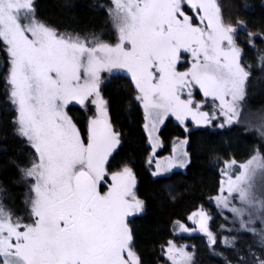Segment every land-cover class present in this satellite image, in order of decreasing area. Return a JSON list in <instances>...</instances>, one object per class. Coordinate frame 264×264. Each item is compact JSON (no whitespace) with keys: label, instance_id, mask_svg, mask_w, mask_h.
<instances>
[{"label":"snow or ice","instance_id":"obj_1","mask_svg":"<svg viewBox=\"0 0 264 264\" xmlns=\"http://www.w3.org/2000/svg\"><path fill=\"white\" fill-rule=\"evenodd\" d=\"M101 7L115 43L95 33L59 32L37 17L34 0H0L11 124L31 150L30 166L21 168L28 186L24 216L0 203V264H143L127 218L142 213L144 202L133 168L110 167L123 134L102 94L103 73L120 71L129 82V99L151 149L147 163L160 177L190 164L187 137L174 143L171 155L156 158L167 121L174 118L189 135L188 121L229 130L241 123L251 65L243 61L239 33L264 70V48L256 45L258 39L264 44V22L258 30L244 19L226 22L218 0H111ZM69 105L91 113L86 132L69 115ZM244 123L264 139V113ZM220 174L210 202L232 225L220 226L229 236L219 242L235 257H224L225 264H264V145L246 161L226 158ZM188 219L196 228L177 221L173 239L160 245V264H194L188 246L176 240L197 230L213 255L223 257L214 248L210 214L201 207ZM243 234L258 237L256 251L238 245Z\"/></svg>","mask_w":264,"mask_h":264},{"label":"trees","instance_id":"obj_2","mask_svg":"<svg viewBox=\"0 0 264 264\" xmlns=\"http://www.w3.org/2000/svg\"><path fill=\"white\" fill-rule=\"evenodd\" d=\"M107 0H35L37 17L47 25L79 35L95 33L107 42L115 40L108 14L101 5ZM226 22L244 19L249 29L258 30L264 22V0H218ZM239 43L244 49L243 61L251 65L247 82L245 108L259 113L264 110V70L261 69L257 52L246 44V34L239 33ZM257 48H264L259 39ZM8 67L7 55L0 42V187L4 191L3 203L16 214H24L22 190L16 184L18 171L29 164L30 149L17 137L12 127V112L8 104L4 76ZM125 75L117 74L103 85V96L110 101V117L123 134L122 145L110 158V167L116 170L127 163L137 177V195L144 202L143 212L128 221L134 237L133 249L143 264H160V245L172 239V231L177 221L199 206L208 209L213 217L211 229L215 232L221 217L210 202L219 186L220 170L227 159L238 162L247 160L260 145L259 137L244 127L233 126L232 130L193 129L188 134L190 164L185 173L176 172L168 177L152 178L148 166L149 145L142 138L141 116L129 99L130 89ZM82 132H86L83 112L75 107L68 109ZM163 149L168 153L171 145L185 132L170 120L160 132ZM195 246V259L199 264H225L224 257L235 260L230 249L217 242L212 249L201 237L189 239ZM258 238L243 234L238 245L257 250Z\"/></svg>","mask_w":264,"mask_h":264},{"label":"rangeland","instance_id":"obj_3","mask_svg":"<svg viewBox=\"0 0 264 264\" xmlns=\"http://www.w3.org/2000/svg\"><path fill=\"white\" fill-rule=\"evenodd\" d=\"M107 1H108V2H107L106 5L110 4L111 0H107ZM34 4H35V0H34ZM104 8H105V11L107 12V8H106V7H104ZM108 18H109V17H108ZM109 22H110V25H111V27H112V24H111L110 19H109ZM112 29H113V27H112ZM113 31H114V34H115V40H114L113 42H110V43H115L116 40H117L115 30L113 29ZM59 32H65V31H59ZM68 33H70V32H68ZM72 34H74V33H72ZM74 35H76V34H74ZM81 36H84V35H81ZM88 36H89V35H88ZM89 37H91V36H89ZM1 43H2V42H1ZM2 46H3V49H4V45H3V43H2ZM4 51H5V50H4ZM5 53H6V52H5ZM6 55H7V54H6ZM181 70H184V69L181 68ZM7 73H8V67H7L6 74H5V76H4L5 89H6V76H7ZM117 74L124 75V74H123L122 72H120V71H114V73L111 74V76H113V75H117ZM102 75L105 77V80H104V84H105V83L111 78V76H110V74H108V73H103ZM104 84H103V85H104ZM103 85H102V87H103ZM197 93H198V90H197ZM196 98H197V100L202 99V97H200L199 95H197ZM71 107L78 108V109H80V110L83 112V114H84V116H85V117H84V119H85V122H84V123H85V128H86L87 120L89 119L91 113L88 112V111H86L85 109L80 108L79 105H69V108H71ZM69 108H68V109H69ZM205 110L208 111V110H210V108H206ZM260 113H264V110H263V112H262V111H259V113H253V112H250L247 108L244 107L243 112H242L241 117H240L241 123L236 124V125H234V126L244 127V128H246L247 130L253 131V132L256 133L257 136L259 137L260 145H264V139H261L259 133L255 130V128H253V127H248L247 124L244 123V121H245L246 119H248V118H254L256 115H258V114H260ZM170 121H171L172 123H174V124H176V125L179 126V124L174 120V118L170 119ZM74 122H75V121H74ZM186 123L188 124L189 131H191V130H193V129H204V128H197V127H195L194 125H192L191 121H188V122H186ZM179 127H180V126H179ZM162 128H163V127H162ZM180 128H182V127H180ZM182 129H183V128H182ZM208 129H210V130H214V131H215V130H222V129H219V128H208ZM224 129H228V128L225 127ZM183 130H184V129H183ZM14 133H15V131H14ZM15 135H16V134H15ZM16 136H17V135H16ZM17 137H18V136H17ZM186 137L188 138V133H185V137L179 138L178 140L174 141V142L172 143V145H171V148H170L169 152H168V153H165V154H160L161 151H162V149H163V144H162V140H161V145L157 148V151H156V154H155V155H156V158H160V157H164V156H169V155H171V153H172V148H173L174 143H176V142H178V141H180V140H183V139H185ZM20 139H21V138H20ZM160 139H161V137H160ZM25 144H26V143H25ZM26 145H27V144H26ZM149 148H150V146H149ZM30 151H31V150H30ZM150 156H151V149H150L149 157H150ZM149 157H148V159H149ZM249 158H250V157H249ZM249 158H248V159H249ZM30 161H31V155H30V158H29V164H28L27 166H30ZM245 161H246V160H245ZM187 167H188V166H187ZM187 167L184 168V169H173V171H172L171 173L165 174L164 176L153 177V176L151 175V170L154 169V163H153L152 168H151V169L149 168V171H150V175H151V177L154 178V179H156V178L168 177V176H170V175H172L173 173H176V172L185 173L186 170H187ZM21 177H22V173H21V169H20V170L18 171V177H17V180H16V184H18V185L21 187V190H22V193H21V195H22V203H23V205H24L25 194L28 192V186H27V184L24 182V180H23ZM221 179H222V177H221V174H220V180H221ZM256 182H257V185H258V186H259L260 183L262 182V178H261L259 175L256 177ZM136 187H137V186H136ZM3 197H4V191H3V190L1 189V187H0V203H2V204L5 206V208L9 209V208L3 203ZM211 204L214 206L216 212L219 214V211H218V209L216 208L214 201H211ZM201 207H203V209L205 210V212H207V213L210 214V212L208 211V209H207L206 207H204V206H199V207H198L196 210H194L192 213L198 211ZM10 210H11V209H10ZM192 213H190L188 216H186L185 220H184V221H181V222L184 223V224H185L187 227H189V228H196V225L193 224V222H192L191 220L188 219V217H189ZM15 214H16V213H15ZM140 214H141V213L136 214V215H134V216H130V217H128L127 219H128V221H129V220H131L132 218H134V217H136V216H139ZM16 215L24 216V214H16ZM226 215H229V220H230V219H231L230 214H227V213H226ZM219 216L221 217V222H220L219 228H218L215 232L211 229V223H212V221H213V217H212L211 214H210L211 219H210V221H209V228H210V230H211V231L217 236V241H221V240L224 239V237L229 236V232H228V231H226V230H224V229H221L220 226H221L222 224H225L226 227H228V228L232 227V225L229 223V221H226V220L224 219V216H222V215H220V214H219ZM175 227H176V223H175ZM257 227H259V225H257ZM177 230H178V229H177ZM233 234H235L234 231H233ZM192 237H201V238H203V239L205 240V242L207 243V239H206V238L203 236V234L200 233L198 230H197V231H193L191 234H184V235H183V238H178V239L176 240V242H177L178 244H186V245L188 246L187 251H189V252H191V253L193 254V261H194V264H199V263L196 261V259H195V246H194L191 242H189V239H191ZM254 237H255V236H254ZM255 238H258V237H255ZM172 239H173V237H172ZM219 243H220V242H219ZM207 244H208V243H207Z\"/></svg>","mask_w":264,"mask_h":264}]
</instances>
